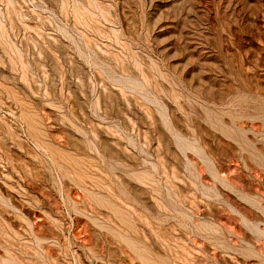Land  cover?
Wrapping results in <instances>:
<instances>
[{
    "label": "rangeland",
    "instance_id": "obj_1",
    "mask_svg": "<svg viewBox=\"0 0 264 264\" xmlns=\"http://www.w3.org/2000/svg\"><path fill=\"white\" fill-rule=\"evenodd\" d=\"M0 264H264V0H0Z\"/></svg>",
    "mask_w": 264,
    "mask_h": 264
}]
</instances>
